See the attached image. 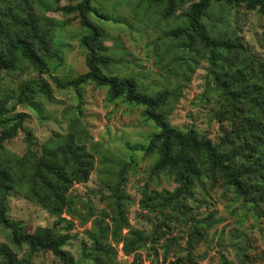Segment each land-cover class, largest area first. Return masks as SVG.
Masks as SVG:
<instances>
[{
	"label": "rangeland",
	"instance_id": "rangeland-1",
	"mask_svg": "<svg viewBox=\"0 0 264 264\" xmlns=\"http://www.w3.org/2000/svg\"><path fill=\"white\" fill-rule=\"evenodd\" d=\"M80 1L0 0L4 27L15 24L14 18L32 15L52 47L43 72L26 61L0 72V100L6 101L8 115L27 114L24 127L4 142L5 155L27 151V131L39 153L51 138L62 140L73 133L92 163L85 179L72 178L66 185L60 202L42 205L18 184L8 196V217L29 232L52 228L62 237V248L86 264H91V235L100 223L105 242L113 248L111 261L122 264L136 257L143 264H264V212L258 214L232 188L211 179L172 202L177 182L166 172H155L157 154L139 147L156 130L143 117V108L110 101L105 87L90 82L78 88L60 84L88 70L87 49L81 43L87 31L77 12L61 9ZM188 6L179 3L166 14L165 0H91L87 15L105 30L103 42L111 57L103 71L133 77L150 94L165 92L172 125L194 128L218 143L234 167L249 164L264 136L232 129L230 117L241 114L242 104L234 112L228 110L223 93L208 81L209 51L197 43L189 47L185 35H176L186 25ZM204 22L211 35L239 42L248 53L230 55V64L223 68L253 66L247 78L255 76L264 88V16L243 4H213ZM195 227L201 230L197 239L192 235ZM132 230L140 231L143 239L127 253L125 239L134 237ZM0 243L34 264H63L51 251L16 247L3 228Z\"/></svg>",
	"mask_w": 264,
	"mask_h": 264
},
{
	"label": "trees",
	"instance_id": "trees-1",
	"mask_svg": "<svg viewBox=\"0 0 264 264\" xmlns=\"http://www.w3.org/2000/svg\"><path fill=\"white\" fill-rule=\"evenodd\" d=\"M166 14H171L179 3H189L185 11L186 25L177 33L185 35L188 46L199 44L209 51L208 81L223 93L225 102L231 112L242 104L241 114L231 115L232 129L237 133L254 130L264 136V88L255 76L247 78V71L254 67L244 68L243 63L230 65L228 70L224 63L230 64L229 56L248 55L242 44L230 38L213 36L206 27L204 19L213 4L239 5L248 9H257L264 16V0H165ZM66 12L75 11L80 16V24L87 31L81 38L82 46L87 49L86 63L88 70L62 86L78 88L86 83H93L107 89L110 101L141 106L142 115L153 123L155 132L151 133L146 144L140 149L155 152L157 160L153 165L155 172H166L177 182L172 192V202L180 196H189L193 189L203 184L206 179L221 181L226 187L256 212H264V140L256 146L257 154L249 164L234 167L232 158L220 152V145L208 140L194 128L181 130L172 125L165 112L167 94L159 92L150 94L139 88L133 77H122L106 73L103 69L110 65V56L103 40L105 30L87 15L91 9V0H81L76 5L63 6ZM13 25L3 26L0 20V72L13 70L20 62L26 61L39 71L46 69L45 57L52 51L51 43L41 23L29 15L26 19H16ZM222 62V63H221ZM220 67V68H219ZM207 81V82H208ZM256 110V111H255ZM10 111L5 100H0V228L8 231L10 241L16 247L26 245L31 252L39 250L51 251L63 264H86L75 261L62 248L63 239L57 236L50 227H38L34 232L24 229L19 221L11 220L8 215V196L19 184L22 191L27 192L37 202L47 205L48 201L64 200L66 185L72 178L82 180L87 176L84 172L92 163L90 155L76 142V135L69 133L59 140L51 138L42 145V153L32 147V135L27 131L29 146L21 156H6L4 142L16 135L23 128L27 114L19 112L8 115ZM235 131V130H233ZM236 133V134H237ZM91 235L93 244L88 253L91 264H122L111 261L113 248L105 242L102 224ZM134 237L125 239L126 252L132 251L134 245L143 239L138 230H132ZM193 239L201 235L199 228H194ZM104 239V240H103ZM0 264H34L26 257H18L17 253L6 243H0ZM129 264H143L136 257Z\"/></svg>",
	"mask_w": 264,
	"mask_h": 264
}]
</instances>
